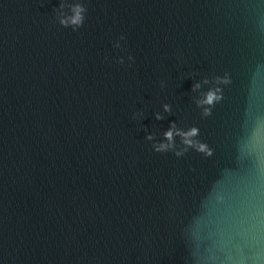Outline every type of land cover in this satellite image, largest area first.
Returning <instances> with one entry per match:
<instances>
[{
	"label": "water",
	"instance_id": "95a60500",
	"mask_svg": "<svg viewBox=\"0 0 264 264\" xmlns=\"http://www.w3.org/2000/svg\"><path fill=\"white\" fill-rule=\"evenodd\" d=\"M82 2L0 0V264H264V0Z\"/></svg>",
	"mask_w": 264,
	"mask_h": 264
},
{
	"label": "clouds",
	"instance_id": "9594fccd",
	"mask_svg": "<svg viewBox=\"0 0 264 264\" xmlns=\"http://www.w3.org/2000/svg\"><path fill=\"white\" fill-rule=\"evenodd\" d=\"M67 9V12L65 11ZM57 12L56 19L59 24L63 27H71L73 31L81 28L85 21V14L87 8L82 0H61V3L58 8L55 9ZM124 37L121 36L120 40H123ZM116 48H120L121 45L117 41L114 45ZM107 59V58H106ZM127 59L132 61L134 58L128 56ZM116 63L123 65L125 63L124 57H118ZM207 79L204 80V83H208ZM231 82L228 74L226 73L223 77H216L215 83L217 85L223 84L227 85ZM163 81L161 82V87L163 88ZM201 85L199 83L193 86V91L199 89ZM222 99V89L220 87H214L209 89L204 93L203 98L196 101L198 108H202L201 115L203 117H209L212 115V108ZM164 112H171V106L169 104L163 105ZM142 114L137 112L133 114V119L141 116ZM164 117L157 112L155 114L156 120H162ZM199 136V129L197 127H191L187 130L177 128L175 121L170 123L169 128L162 133V139L157 140L156 134L149 133L146 135L145 139L151 143L152 149L157 153H167L172 152L176 157H181L188 152L189 149H194L199 153L210 156L212 150L207 146V144L201 142L197 139ZM176 137L180 138L179 145L176 143Z\"/></svg>",
	"mask_w": 264,
	"mask_h": 264
}]
</instances>
